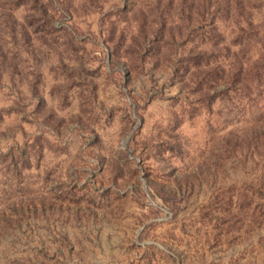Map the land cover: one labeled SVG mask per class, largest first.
Listing matches in <instances>:
<instances>
[{
  "label": "rangeland",
  "instance_id": "obj_1",
  "mask_svg": "<svg viewBox=\"0 0 264 264\" xmlns=\"http://www.w3.org/2000/svg\"><path fill=\"white\" fill-rule=\"evenodd\" d=\"M0 0V264H264V0Z\"/></svg>",
  "mask_w": 264,
  "mask_h": 264
},
{
  "label": "trees",
  "instance_id": "obj_2",
  "mask_svg": "<svg viewBox=\"0 0 264 264\" xmlns=\"http://www.w3.org/2000/svg\"><path fill=\"white\" fill-rule=\"evenodd\" d=\"M34 2H35L36 4H38V3H39V1H38V0H34Z\"/></svg>",
  "mask_w": 264,
  "mask_h": 264
}]
</instances>
